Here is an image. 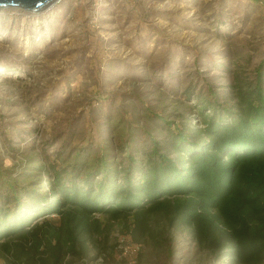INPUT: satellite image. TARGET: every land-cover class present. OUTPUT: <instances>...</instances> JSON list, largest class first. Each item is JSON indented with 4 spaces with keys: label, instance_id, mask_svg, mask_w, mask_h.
Instances as JSON below:
<instances>
[{
    "label": "rangeland",
    "instance_id": "rangeland-1",
    "mask_svg": "<svg viewBox=\"0 0 264 264\" xmlns=\"http://www.w3.org/2000/svg\"><path fill=\"white\" fill-rule=\"evenodd\" d=\"M263 61L264 0H58L46 13L1 9L0 170L20 174L30 156L73 163L82 151L91 160L102 148L117 160L128 149L123 137L144 156L168 131L161 119L179 128L184 116L201 121L199 108L213 95L232 105L234 77L255 82ZM112 223L96 236L100 248L73 264H211L189 230H174L163 215L151 220L149 244L133 237L131 221ZM120 238L141 252L121 256ZM108 246L118 250L113 259Z\"/></svg>",
    "mask_w": 264,
    "mask_h": 264
},
{
    "label": "trees",
    "instance_id": "trees-1",
    "mask_svg": "<svg viewBox=\"0 0 264 264\" xmlns=\"http://www.w3.org/2000/svg\"><path fill=\"white\" fill-rule=\"evenodd\" d=\"M263 70L264 61L255 82L234 77L232 105L216 95L200 100L201 121L184 116L179 128L161 119L168 131L144 156L130 151L133 139L123 137L128 149L117 160L102 148L91 160L88 154L82 160V151L73 163L30 156L20 174L0 170L2 263L84 261L101 246L96 236L122 220L131 221L138 242L149 244L151 220L163 215L174 230H189L211 264L224 257L229 264H264ZM108 249L113 259L118 250Z\"/></svg>",
    "mask_w": 264,
    "mask_h": 264
},
{
    "label": "water",
    "instance_id": "water-1",
    "mask_svg": "<svg viewBox=\"0 0 264 264\" xmlns=\"http://www.w3.org/2000/svg\"><path fill=\"white\" fill-rule=\"evenodd\" d=\"M55 0H0L1 7L21 9L26 12L40 13Z\"/></svg>",
    "mask_w": 264,
    "mask_h": 264
},
{
    "label": "built area",
    "instance_id": "built-area-1",
    "mask_svg": "<svg viewBox=\"0 0 264 264\" xmlns=\"http://www.w3.org/2000/svg\"><path fill=\"white\" fill-rule=\"evenodd\" d=\"M122 252V255L128 256V255H136L140 251V246L130 243L127 239H121L119 240V246L118 250ZM119 258V257H118Z\"/></svg>",
    "mask_w": 264,
    "mask_h": 264
},
{
    "label": "bare ground",
    "instance_id": "bare-ground-1",
    "mask_svg": "<svg viewBox=\"0 0 264 264\" xmlns=\"http://www.w3.org/2000/svg\"><path fill=\"white\" fill-rule=\"evenodd\" d=\"M58 0H55V1H53L44 11H45V13L49 10L50 11V8H51V6L54 4V3H56ZM10 7H1L0 8V10L1 9H9ZM11 9V8H10Z\"/></svg>",
    "mask_w": 264,
    "mask_h": 264
},
{
    "label": "clouds",
    "instance_id": "clouds-1",
    "mask_svg": "<svg viewBox=\"0 0 264 264\" xmlns=\"http://www.w3.org/2000/svg\"><path fill=\"white\" fill-rule=\"evenodd\" d=\"M140 251H141V247H140ZM140 251H139V252H140ZM139 252H138L137 254H139Z\"/></svg>",
    "mask_w": 264,
    "mask_h": 264
}]
</instances>
